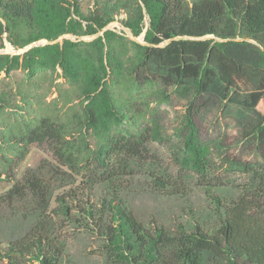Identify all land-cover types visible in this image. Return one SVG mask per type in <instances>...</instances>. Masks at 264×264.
I'll return each mask as SVG.
<instances>
[{"label":"trees","instance_id":"obj_1","mask_svg":"<svg viewBox=\"0 0 264 264\" xmlns=\"http://www.w3.org/2000/svg\"><path fill=\"white\" fill-rule=\"evenodd\" d=\"M114 21L134 37L144 32V43L107 28ZM66 34L95 36L58 40ZM40 40L47 43L31 45ZM5 42L31 46L0 52V183L13 181L1 200L48 206L58 170L16 177L33 143H47L60 166L94 175L114 192L141 167L151 142H169L177 172H151L150 184L178 195L188 177L196 180L214 204L216 230L146 226L121 203L111 199L104 213L73 189L71 203L56 196L58 210L94 223L108 264H264V0H0V49ZM174 97L185 111L172 138L157 108ZM220 104L238 110L241 139L256 160L202 136L197 118ZM235 174L253 181L251 191L235 199L217 193ZM65 258L37 225L0 253L1 264Z\"/></svg>","mask_w":264,"mask_h":264},{"label":"rangeland","instance_id":"obj_2","mask_svg":"<svg viewBox=\"0 0 264 264\" xmlns=\"http://www.w3.org/2000/svg\"><path fill=\"white\" fill-rule=\"evenodd\" d=\"M107 28L144 43L143 33L134 37L129 29L118 21L109 23ZM94 36L76 37L66 34L58 40L62 38L90 40ZM206 37L213 36L207 35ZM44 43L47 41L40 40L31 45ZM29 46L15 49L5 42V47L0 49V52L23 53ZM157 110V120L164 127V131L175 138L174 129L179 123L180 115L185 111V102L174 97L170 104L162 103ZM237 116L236 107H226L220 104L207 109L197 118V123L204 138L221 139L231 156L254 161L257 159L255 148L241 139ZM149 150L150 153L142 161L141 167L134 168L132 174L125 176L119 188L113 192L109 185L94 175H75L60 166L47 143L31 144L29 153L15 170L16 177L21 178L26 169H38L48 174L58 170L60 177L58 175L51 184L52 196L48 206L43 207L39 200L28 201L30 199H27L17 202L8 198L0 199V253L5 249L7 242L20 238L31 227L37 225L38 228L45 227L62 247L66 256L64 264H108L104 241L97 233L94 223L84 221L83 213L76 210L72 211L73 217H64L58 210L56 196L62 195L67 202H73L66 196L69 189H73L79 201L84 202L87 199L89 204L97 210L101 208L104 213L108 211L105 210L103 204L111 199L115 204L121 203L122 207L129 210L146 226L161 224L173 231L179 222L188 228H192L195 223H200L216 230L218 223L214 204L207 194L196 186V180L193 178L188 177L183 194L166 195L153 189L150 184L152 178L149 176L151 172L167 171L175 175L177 168L171 159L169 142H151ZM217 173V176L224 175ZM12 183L13 181L0 183V194L6 191ZM253 186L254 183L248 176L235 174L224 187L217 190V193L226 198L235 199L245 190V187L247 191H251L249 189ZM70 193L73 195L72 192Z\"/></svg>","mask_w":264,"mask_h":264},{"label":"water","instance_id":"obj_3","mask_svg":"<svg viewBox=\"0 0 264 264\" xmlns=\"http://www.w3.org/2000/svg\"><path fill=\"white\" fill-rule=\"evenodd\" d=\"M143 34H144V32H143ZM30 46H31V45H30ZM30 46H29V47H30ZM29 47H28V48H29ZM28 48H27V49H28Z\"/></svg>","mask_w":264,"mask_h":264}]
</instances>
